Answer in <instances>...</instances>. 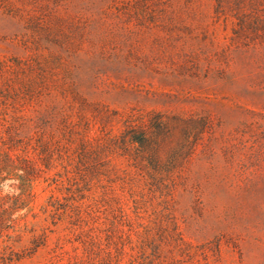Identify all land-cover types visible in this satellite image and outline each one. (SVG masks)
Here are the masks:
<instances>
[{
  "label": "rangeland",
  "instance_id": "obj_1",
  "mask_svg": "<svg viewBox=\"0 0 264 264\" xmlns=\"http://www.w3.org/2000/svg\"><path fill=\"white\" fill-rule=\"evenodd\" d=\"M0 264H264V0H0Z\"/></svg>",
  "mask_w": 264,
  "mask_h": 264
}]
</instances>
